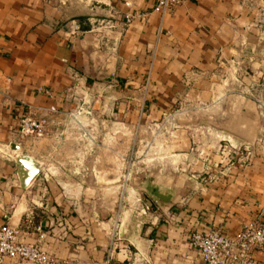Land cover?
I'll use <instances>...</instances> for the list:
<instances>
[{
  "label": "crops",
  "instance_id": "0c3cea01",
  "mask_svg": "<svg viewBox=\"0 0 264 264\" xmlns=\"http://www.w3.org/2000/svg\"><path fill=\"white\" fill-rule=\"evenodd\" d=\"M263 72L264 0L164 12L155 0H0V225L9 211L19 239L40 241L54 264H204L193 231L264 219ZM96 93L124 118L139 113L138 125L170 128L129 216L89 209L84 187L53 176L67 168L20 130L26 112L48 113L42 139L56 143ZM20 153L40 163L27 186ZM254 256L264 264L263 250Z\"/></svg>",
  "mask_w": 264,
  "mask_h": 264
},
{
  "label": "rangeland",
  "instance_id": "374dc122",
  "mask_svg": "<svg viewBox=\"0 0 264 264\" xmlns=\"http://www.w3.org/2000/svg\"><path fill=\"white\" fill-rule=\"evenodd\" d=\"M74 111L72 119L62 124L56 143H45L50 114L37 112L45 118L42 133L23 134L31 146L50 154L57 167L67 170L53 176L84 187L89 209L101 218L129 216L140 208V185L147 175L142 168L155 163L156 137L170 133L154 120L138 125L140 114L133 118L115 113L106 95L90 94ZM55 116H51L53 120ZM146 121V118H143ZM55 120V119H54ZM37 138V142L32 139ZM34 150V149H32ZM50 160V158H49ZM133 210V211H132Z\"/></svg>",
  "mask_w": 264,
  "mask_h": 264
},
{
  "label": "built area",
  "instance_id": "2783aa9c",
  "mask_svg": "<svg viewBox=\"0 0 264 264\" xmlns=\"http://www.w3.org/2000/svg\"><path fill=\"white\" fill-rule=\"evenodd\" d=\"M183 0H155V10L164 12ZM131 15H128V20ZM264 89V72L259 82ZM259 103L263 104L264 101ZM55 110V107H51ZM28 111L20 118V130L23 134L43 132L45 118ZM5 222L0 225V264L7 258L54 264L49 252L40 241L25 242L19 239V230L10 222L9 211L4 214ZM192 244L199 250L204 264H257L254 251H264V219L260 214L245 222L234 234H226L220 228L208 231L195 230L191 234Z\"/></svg>",
  "mask_w": 264,
  "mask_h": 264
},
{
  "label": "water",
  "instance_id": "95a60500",
  "mask_svg": "<svg viewBox=\"0 0 264 264\" xmlns=\"http://www.w3.org/2000/svg\"><path fill=\"white\" fill-rule=\"evenodd\" d=\"M16 148L20 145L16 142L12 143ZM18 173L22 186H27L29 182L38 174L40 170V163L33 156L20 153L17 155Z\"/></svg>",
  "mask_w": 264,
  "mask_h": 264
}]
</instances>
